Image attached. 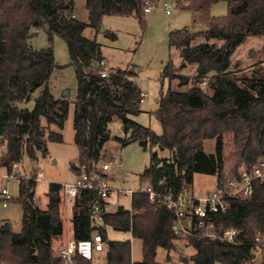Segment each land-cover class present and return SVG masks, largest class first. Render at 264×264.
<instances>
[{
  "label": "trees",
  "instance_id": "obj_1",
  "mask_svg": "<svg viewBox=\"0 0 264 264\" xmlns=\"http://www.w3.org/2000/svg\"><path fill=\"white\" fill-rule=\"evenodd\" d=\"M154 1L85 0V25L72 17V0H0V140L5 145L1 168L8 172L24 155L33 162L38 154H46V141L61 142L60 134L49 132L46 137L42 126L43 120L62 130L70 104L65 98L55 99L50 90L59 69L51 47L53 37L65 42L75 74L73 141L78 156L77 165L71 167L75 175L102 164L107 128L113 120L120 122L127 136L124 145L138 142L149 151V166L139 176L142 189L150 187L172 198L191 185L195 175L214 177L215 187L224 189L229 181L239 180L243 166L250 168L264 158V75L237 77L238 66L232 63L246 38L264 41V0L178 1L192 12L195 31L170 32L168 46L193 74L191 78L179 75L183 66L176 67L171 60L165 66L163 74L170 82L176 80L177 88H189H168L160 95L154 113L160 135L130 120L141 112L142 102L133 73L109 70L101 77L100 46L82 36L87 27L99 30L105 16L143 22L145 4ZM219 2L226 4L227 15L211 17V6ZM31 29L45 32L46 49L34 51L30 46ZM32 100L31 110L22 107ZM226 138H231L236 161L228 178L224 176ZM206 141H214L212 154L204 152ZM153 148L168 157L160 158ZM35 186L33 181L19 180L21 231L0 233V259L8 264H58L53 251L63 233L60 185H48L45 210L34 202ZM97 203L89 192L79 191L74 198L70 224L75 240L89 238ZM130 204V211L118 208L105 213L100 231L105 239V227L130 233L141 242V261H131L129 243L106 239L102 253L106 264H160L155 260L157 250L178 253L182 239L187 241L183 250L193 251L182 261L189 259L192 264H254L262 253L253 244L256 236L264 238V182L253 183L250 199H230L226 213L214 217L217 229L239 232L235 244L209 239L199 231L187 238L174 235V212L164 204L150 203L142 190L131 194ZM169 261L167 255L163 264Z\"/></svg>",
  "mask_w": 264,
  "mask_h": 264
},
{
  "label": "rangeland",
  "instance_id": "obj_2",
  "mask_svg": "<svg viewBox=\"0 0 264 264\" xmlns=\"http://www.w3.org/2000/svg\"><path fill=\"white\" fill-rule=\"evenodd\" d=\"M178 1L181 0H155L153 4L149 2L150 11L144 14L143 22L130 17L105 16L102 18L99 30L95 31L87 27L82 34L84 39L94 40L100 46L101 55L108 70L133 73L132 81L146 97L140 104L141 112L136 116H131L130 120L142 127L149 128L156 135L161 134L160 125L154 116L158 109L160 95L165 93L168 88L180 91H186L189 88H177L178 82L176 80L170 82L163 74L169 60L173 61L176 67L183 66L177 52L168 46L169 33L184 29L190 32L195 31L192 26V12L184 9V5H179ZM72 2V17L87 25L88 15L85 10V0H72ZM165 11H168V14ZM226 15L227 7L224 2L211 6V17L221 18ZM111 35L115 37L113 38ZM29 43L34 51L46 49L49 46L48 38L43 30L31 29ZM51 47L54 61L59 69L52 77L50 90L55 99L65 98L70 104L62 130L54 125L47 126L43 120L42 126L46 137L49 132L57 133L61 135V142L46 141V154L44 156L38 154L37 159L32 162L24 155L20 163V170L24 171L26 175L35 172H41L42 174L34 189L35 203L41 210H44L47 205L46 194L49 184L59 185L74 181L76 175L71 171V167L77 165L78 156L73 141L74 106L72 102L76 90L75 74L70 64L65 42L58 37H53ZM249 52H251V56H249ZM232 63L238 66L237 77L248 78L255 72L264 75V41L260 38H246L234 52ZM192 72L190 67L183 66L182 71L178 74L191 78ZM202 87L204 88V86ZM22 107L31 110L33 100ZM107 129L108 140L104 146L105 153L101 162L110 165L109 171L106 173L110 193L105 199V212L112 214L118 208L130 211V193H138L142 190L143 186L140 184L139 176L149 166L150 154L148 150L142 149L138 142L123 144L127 136L124 135L118 120L111 121ZM116 138L121 139L122 142L117 141ZM203 149L205 153L212 154L214 152V141H206ZM4 150L5 145L0 140V155ZM152 151L157 152L160 158L168 157V153L156 148H153ZM233 151L231 138H226V168L224 171L226 178L236 169ZM5 175L6 171L0 167V190L7 189L11 197L7 207L3 208L0 205V226L7 223L9 232L17 234L22 227V210L18 202L19 180H7ZM214 187V177L195 175L193 183L186 186L185 190L195 198H201L213 191ZM61 215L64 217L63 207ZM96 225L103 226L102 223ZM69 229L70 225L64 219L61 241L67 239L66 232ZM104 232L108 242L129 243L131 261H141V242L133 239L130 233L106 227ZM182 241L178 253L170 252L167 254L166 251L158 249L156 262L165 263L166 257L169 255V264H192L189 259L188 261H182V257H189L193 254L191 249L183 250V246L187 244V241L186 239H182ZM55 250L53 251L54 255ZM91 264H106L104 254L95 256ZM254 264H264L262 253L256 256Z\"/></svg>",
  "mask_w": 264,
  "mask_h": 264
},
{
  "label": "built area",
  "instance_id": "obj_3",
  "mask_svg": "<svg viewBox=\"0 0 264 264\" xmlns=\"http://www.w3.org/2000/svg\"><path fill=\"white\" fill-rule=\"evenodd\" d=\"M149 11L150 5L146 3L144 13L147 14ZM165 13L168 14V11H165ZM99 66L101 67L99 75L101 77L107 76L109 70L105 65V61H101ZM145 97L146 95L141 93L142 101ZM109 168V163L93 165L88 171L82 170L78 176L76 175L73 182L59 184L60 206L63 207L64 219L70 225V229L66 232L67 239L65 241L59 240L58 246L55 248L58 264H91L95 256L104 253L107 242L100 231L101 226L99 227L96 224L102 223V217L106 213L105 199L110 193L106 181V173ZM238 176L239 180L229 181L224 189L214 187L213 191L201 198H195L188 194L185 189L177 198L157 194L150 187H144L142 192L148 196L150 203L164 204L174 212L176 220L172 227L174 235L187 238L199 231L209 239L235 244L239 232L233 228L217 229L214 217L226 213L230 199L248 200L251 198L253 183L264 182V158L250 168L243 166ZM41 177V172L26 175L24 171L20 170V163L13 164L5 175L7 180L18 179L35 183ZM79 191L93 193L98 203L93 207L92 218L94 222L89 238L75 240L71 232L70 218L73 200ZM10 200L11 197L7 189H1L0 205L5 208ZM253 245L258 251L262 252L264 258V238L260 235L256 236ZM0 264L8 263L0 259Z\"/></svg>",
  "mask_w": 264,
  "mask_h": 264
},
{
  "label": "water",
  "instance_id": "obj_4",
  "mask_svg": "<svg viewBox=\"0 0 264 264\" xmlns=\"http://www.w3.org/2000/svg\"><path fill=\"white\" fill-rule=\"evenodd\" d=\"M183 8L184 9H187L188 6L187 5H184ZM249 56H251V52H249ZM8 232H9V225L7 223L2 224L0 226V233H8Z\"/></svg>",
  "mask_w": 264,
  "mask_h": 264
},
{
  "label": "crops",
  "instance_id": "obj_5",
  "mask_svg": "<svg viewBox=\"0 0 264 264\" xmlns=\"http://www.w3.org/2000/svg\"><path fill=\"white\" fill-rule=\"evenodd\" d=\"M149 13V12H148ZM109 171V170H108ZM45 210V209H44ZM60 212H61V214H62V207L60 206ZM65 216V215H64ZM61 219H62V222H63V220H64V217L61 215Z\"/></svg>",
  "mask_w": 264,
  "mask_h": 264
}]
</instances>
